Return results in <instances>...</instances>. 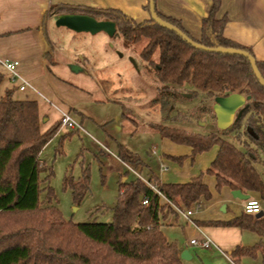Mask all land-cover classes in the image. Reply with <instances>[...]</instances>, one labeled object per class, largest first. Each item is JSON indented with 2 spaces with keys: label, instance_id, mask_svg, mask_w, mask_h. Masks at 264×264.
I'll use <instances>...</instances> for the list:
<instances>
[{
  "label": "trees",
  "instance_id": "16d2710c",
  "mask_svg": "<svg viewBox=\"0 0 264 264\" xmlns=\"http://www.w3.org/2000/svg\"><path fill=\"white\" fill-rule=\"evenodd\" d=\"M219 7L220 0H212L208 15L201 21L199 39L187 34L179 22L155 11L202 46L244 50L253 56L248 48L224 37L227 18H216ZM144 9L148 12V1ZM62 14L111 21L116 27L114 36L120 35L130 44L144 40L139 58L153 71L155 96L150 104L158 108L160 116V122L150 124V128L162 139L187 146L192 158L216 147L215 157L205 172L214 177L215 189L226 187L231 192L255 194L264 202V178L258 171L264 165V88L247 59L196 50L151 19L138 23L118 10L57 5L48 11L53 17ZM256 66L264 80V62L256 61ZM3 78L0 74V86ZM13 93L11 89L0 94V264H185L177 245L163 235L162 223L170 213L176 214L170 204L189 208L211 200L203 174L184 183H164L155 176L145 182L134 179L119 183L111 222L66 221L54 205L55 194L48 185L52 170L39 161L42 149L56 135L57 125L41 132L37 102L16 100ZM231 94L250 100L240 119L230 128L218 130L212 109L214 99ZM183 95H190L186 101L199 97L194 110L176 108ZM207 102L212 103L211 107L205 105ZM201 115L213 120L211 131L194 133L165 125L183 121L200 124ZM117 158L126 165L142 164L139 156L120 144ZM168 158L178 162L183 159ZM63 188L70 190L73 203L78 205L89 191L88 168L81 170L77 180L65 176ZM41 193L46 206L40 202ZM143 201L147 203L143 205ZM209 224L257 235L259 241L254 246H236L228 255L234 264L243 258H260L264 264V214L256 218L242 211L228 221Z\"/></svg>",
  "mask_w": 264,
  "mask_h": 264
},
{
  "label": "rangeland",
  "instance_id": "374dc122",
  "mask_svg": "<svg viewBox=\"0 0 264 264\" xmlns=\"http://www.w3.org/2000/svg\"><path fill=\"white\" fill-rule=\"evenodd\" d=\"M46 33L52 47L66 57L70 56L73 62L69 65L65 60L60 62L59 66L67 69L70 80L48 87L49 99L40 95L42 98L37 103L40 113L44 114L40 117V131L57 125L56 135L42 149L39 161L52 170L48 185L55 194L54 205L62 217L75 224H106L112 220L111 210L119 196V183L134 179L145 182L151 176L166 183H184L203 174L212 198L208 202L201 201L197 208H193L195 205L189 207L196 212L191 220L210 239L211 233L220 236L221 231H226L227 228H217L209 222L224 221L241 214L243 201L234 199L226 187L216 190L214 177L205 174L215 157L216 147L192 158L187 146L162 139L150 128V124L160 122V116L158 108L150 104L155 96L151 79L153 71L139 58L145 41L130 44L120 35L77 34L52 25L47 27ZM157 57L156 53L152 59L157 61ZM73 66L81 71L75 73ZM184 99L190 97L178 100V110L197 107L199 97L189 101ZM205 105L211 107L212 103ZM62 109L81 125L82 130L61 128L57 117ZM124 109H127L125 118L122 117ZM198 118L200 124L183 121L165 125L194 133L213 129L214 122L210 116ZM44 119L47 120L43 123ZM119 144L139 156L142 164L131 166L120 162L117 158ZM167 156L183 159L178 162ZM84 168L89 170V191L76 205L70 190L63 188V180L65 176L77 180ZM258 171L264 178V165L259 166ZM44 176L42 174L40 178ZM44 186L42 183L41 187ZM40 202L46 206L44 193L40 194ZM260 206L264 213L263 201ZM162 224V232L169 242L189 250L192 259L184 261L185 264H234L229 259L231 250L227 245L217 244L213 239V244L207 249L189 245L191 239L200 240L201 237L192 224L180 216L170 213ZM233 231L241 236L239 246L251 247L259 241L254 233ZM238 264L261 262L260 258H243Z\"/></svg>",
  "mask_w": 264,
  "mask_h": 264
},
{
  "label": "crops",
  "instance_id": "0c3cea01",
  "mask_svg": "<svg viewBox=\"0 0 264 264\" xmlns=\"http://www.w3.org/2000/svg\"><path fill=\"white\" fill-rule=\"evenodd\" d=\"M147 1L0 0V74L4 77L0 86V94H3L5 90L13 89L14 99L32 100L38 103L39 99L42 98L40 95L49 99L48 87L59 85L66 79L70 80L67 69L59 65L64 60L66 64H72L71 57L68 55L66 57L65 54L56 51L46 33L47 27L49 25L54 26L56 19V17L48 15L51 7L65 5L95 10L113 9L121 11L139 23L149 19L148 12L144 9ZM154 3L155 9L160 15L179 22L187 34L194 39H199L201 21L208 15L212 0H154ZM224 16L227 18L223 30L224 37L248 48L256 61L264 62V0H220L216 18L220 19ZM12 61L18 62L17 73L34 91L30 89L19 91L16 87L17 83H11L2 63ZM38 112L40 117L44 116L40 113L39 107ZM62 112L66 111L60 110V115ZM60 115H58L57 120L60 119ZM46 120L44 119L43 123ZM49 127L42 129L41 132H45ZM248 196L257 199L255 194ZM233 229L238 230L227 228L226 231H221L220 236L211 233V239L217 244L227 245L226 247L232 250L239 246L237 244L241 241V236ZM206 235L208 236L207 233ZM179 250L180 253L186 250L190 255L187 248H179Z\"/></svg>",
  "mask_w": 264,
  "mask_h": 264
},
{
  "label": "water",
  "instance_id": "95a60500",
  "mask_svg": "<svg viewBox=\"0 0 264 264\" xmlns=\"http://www.w3.org/2000/svg\"><path fill=\"white\" fill-rule=\"evenodd\" d=\"M148 15H149V19H151L159 27L175 33L179 38H181L184 42H186L188 45H190L196 50L207 53H217V54L229 55V56H240L247 59L251 67V70L253 72V75L255 76L259 85L264 88V80L257 69L256 60L248 52L244 50H237V49L223 48V47L207 48L205 46H202L194 42L178 28L158 17L155 11L154 0H148ZM54 26L56 28H64L68 31L77 34L84 33L92 36L101 33L108 37H112L114 36L116 31L115 23L111 21H98L95 18L88 15L62 14L56 17ZM72 70L76 73H79L81 71V69H79L76 66H73ZM183 96L186 98L190 97V95H183ZM249 100L250 97H245L244 95L241 94H231L227 97L215 98L212 109L215 115L216 128L218 130H226L230 128L234 122L240 119L242 112L245 109L246 102ZM231 194L234 199H238L240 201H245L249 199L248 195L242 194L239 190L232 191ZM222 210L224 211L225 207H223ZM262 215L263 213L261 212L258 215H255V217L258 218L261 217ZM190 258L191 257L188 251L185 250L180 253V259L182 261L187 262L190 260Z\"/></svg>",
  "mask_w": 264,
  "mask_h": 264
},
{
  "label": "built area",
  "instance_id": "2783aa9c",
  "mask_svg": "<svg viewBox=\"0 0 264 264\" xmlns=\"http://www.w3.org/2000/svg\"><path fill=\"white\" fill-rule=\"evenodd\" d=\"M17 66H18V62L16 61L2 63V67L4 68L6 73H8L11 83L12 84L17 83L16 87L19 91H25L28 89L34 91V89L27 82L21 79L20 75L16 71ZM59 121H60V126L63 129L82 130L81 125L75 123L73 119L70 117V115L66 112L61 113ZM260 202L261 201L259 199L249 198L248 200L242 202V211L247 215H258L259 213H261ZM146 203H147L146 201H143V205H145ZM199 205L200 204H195L193 208H197L199 207ZM170 206L172 207V209L174 210L177 216H180L184 221L191 223L194 229L196 230V232L201 237L200 240L191 239L189 241V245L201 249H207L211 247V245L213 244L211 239L207 235H205L191 220V217L196 213L192 211L193 208L189 209L183 206L178 207L173 204H170Z\"/></svg>",
  "mask_w": 264,
  "mask_h": 264
}]
</instances>
